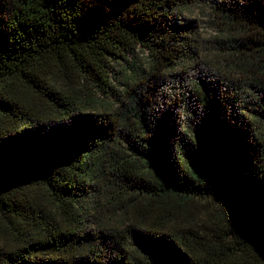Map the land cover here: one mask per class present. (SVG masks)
Returning <instances> with one entry per match:
<instances>
[{
    "label": "trees",
    "instance_id": "obj_1",
    "mask_svg": "<svg viewBox=\"0 0 264 264\" xmlns=\"http://www.w3.org/2000/svg\"><path fill=\"white\" fill-rule=\"evenodd\" d=\"M0 264H264V0H0Z\"/></svg>",
    "mask_w": 264,
    "mask_h": 264
},
{
    "label": "rangeland",
    "instance_id": "obj_2",
    "mask_svg": "<svg viewBox=\"0 0 264 264\" xmlns=\"http://www.w3.org/2000/svg\"><path fill=\"white\" fill-rule=\"evenodd\" d=\"M189 17L191 18L193 23L196 24V26L198 27V31H199L200 37H201V42L204 45V47H215L214 36L216 34L214 31V28L212 27V25L210 23V20H209L208 14H207V10L204 8H197L195 10V12L190 14ZM35 100H37V99H35ZM15 122H17V121L11 119V124H13ZM41 194L43 195L45 200H47L48 202L51 201L50 196L45 191H41ZM110 202H112V200L110 198H107V200L105 199V201H103V204L107 208V205H109ZM218 205L219 204L216 203L215 201H209L207 203V207H211V208H213V210H215V209L218 210ZM199 214H202V213H199Z\"/></svg>",
    "mask_w": 264,
    "mask_h": 264
}]
</instances>
